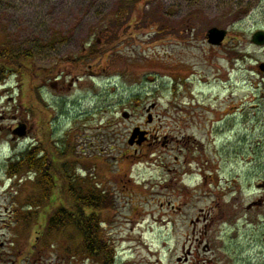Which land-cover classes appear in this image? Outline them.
<instances>
[{"label": "rangeland", "instance_id": "1", "mask_svg": "<svg viewBox=\"0 0 264 264\" xmlns=\"http://www.w3.org/2000/svg\"><path fill=\"white\" fill-rule=\"evenodd\" d=\"M212 27L224 44L206 40ZM259 30L264 0H0V44L33 56L27 77L0 84V264H97L65 252L79 239L64 235L32 255L37 225L18 220L35 173L10 177L9 158L50 130L109 192L119 262L264 264ZM137 126L153 133L145 145L128 143Z\"/></svg>", "mask_w": 264, "mask_h": 264}, {"label": "trees", "instance_id": "2", "mask_svg": "<svg viewBox=\"0 0 264 264\" xmlns=\"http://www.w3.org/2000/svg\"><path fill=\"white\" fill-rule=\"evenodd\" d=\"M103 52L97 42L90 47L89 55L98 57ZM32 58L29 51L14 53L5 43L0 44V84L13 73L27 77ZM50 131L47 140L9 158L7 169L10 177L20 179L25 173H35L31 182L34 186L21 208L26 209L24 216L18 217L25 225L33 221L37 225L32 250L36 254L43 246H51L56 235L71 241L78 237L75 248L68 245L65 252L84 254L85 258L96 259L97 264H116L115 246L104 238L103 230V213L112 207L113 200L99 182H93L92 176L83 178L75 172V162L84 161L82 154L76 153L71 144L62 150L53 143Z\"/></svg>", "mask_w": 264, "mask_h": 264}, {"label": "water", "instance_id": "3", "mask_svg": "<svg viewBox=\"0 0 264 264\" xmlns=\"http://www.w3.org/2000/svg\"><path fill=\"white\" fill-rule=\"evenodd\" d=\"M228 35V30L221 29L218 27H212L207 31V40L209 44L219 46L223 43L225 38ZM251 42L259 47H264V30H259L252 35ZM260 69L264 72V63L260 64ZM123 116L125 118H129V112H124ZM152 121V117L149 116V122ZM15 136L25 137L27 135V125L25 123H21L17 129L13 131ZM146 132H142L140 128L134 129L131 137L128 140L130 145H134L138 143L141 145L146 140Z\"/></svg>", "mask_w": 264, "mask_h": 264}, {"label": "flooded vegetation", "instance_id": "4", "mask_svg": "<svg viewBox=\"0 0 264 264\" xmlns=\"http://www.w3.org/2000/svg\"><path fill=\"white\" fill-rule=\"evenodd\" d=\"M206 36H207V35H206ZM206 40H207V37H206ZM224 42H225V41H224ZM224 42H223L222 44H224ZM210 45H211V44H210ZM212 46H216V45H212ZM259 68H260V66H259ZM93 74H94V75H98L96 72H93ZM151 115H152V114H151ZM152 117H153V116H152ZM140 127H141V126H140ZM27 128H29V125H28V124H27ZM141 129H142L143 131H147V139H146L145 142H144V145H145V144H147V143L149 142V140H150L151 136L153 135V133L150 132L149 130H147V129H146L145 127H143V126L141 127ZM155 133H156V131H155ZM175 160H176V163L178 164L179 158H178L177 156H176V159H175ZM164 166L168 168V165L165 164ZM28 236H29V233H28ZM29 238H30V237H29ZM26 239H27V238H26ZM26 239H25V240H26ZM4 244H5L4 242H0V246H1V247H4ZM21 244H22V242H21ZM31 245L33 246V243H32ZM43 247H44V248L42 249V251H40V252H36V254H34V256H36V255H37L38 257L41 256V255L43 254L44 250L46 249L45 246H43ZM32 255H33V254H32ZM2 257H3V256L1 255V256H0V261L2 260ZM89 259H91V258H89Z\"/></svg>", "mask_w": 264, "mask_h": 264}]
</instances>
